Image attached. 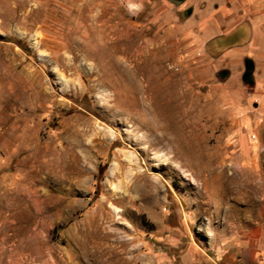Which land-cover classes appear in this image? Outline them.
<instances>
[{"label": "rangeland", "instance_id": "obj_1", "mask_svg": "<svg viewBox=\"0 0 264 264\" xmlns=\"http://www.w3.org/2000/svg\"><path fill=\"white\" fill-rule=\"evenodd\" d=\"M0 264H264V0H0Z\"/></svg>", "mask_w": 264, "mask_h": 264}]
</instances>
